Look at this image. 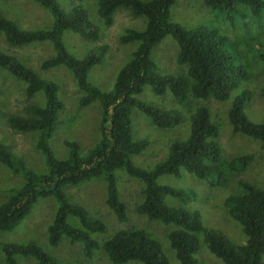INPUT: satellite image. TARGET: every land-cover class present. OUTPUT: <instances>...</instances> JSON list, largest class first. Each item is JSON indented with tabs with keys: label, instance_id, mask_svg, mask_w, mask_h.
I'll use <instances>...</instances> for the list:
<instances>
[{
	"label": "trees",
	"instance_id": "obj_1",
	"mask_svg": "<svg viewBox=\"0 0 264 264\" xmlns=\"http://www.w3.org/2000/svg\"><path fill=\"white\" fill-rule=\"evenodd\" d=\"M48 9L53 24L47 30H22L4 17L0 11V33L12 46H27L50 42L53 55L40 64L44 71L63 67L67 69L83 93L79 99L82 107L98 103L100 107L99 138L83 153L79 143L64 141L68 154L64 159L55 157L49 140L55 131L59 113L64 103L59 97V85L41 78L16 56L0 51V68L25 83V94L31 98L43 94L44 105L28 104L25 115L11 114L6 121L17 133H36L35 148L44 157L46 171L38 173L26 166L0 142V163L13 173L22 176L24 182L10 191L0 205V232L11 231L30 215L41 199L53 198L56 210L47 227L48 245L57 247L63 240L82 244L83 255L90 258L95 251L105 253L112 264L137 262L141 264H196L195 254L200 238L208 251L223 264H264V188L246 181L238 183L240 192L228 195L223 204L230 217L236 221L246 240L234 244L223 232L203 225L201 213L185 207H171L166 198L181 202L196 200L191 190L161 185L162 175L180 177L183 172L204 180L209 187H222L233 173H240L253 162L254 155L246 154L223 159L218 142L219 129L211 121L207 106L200 105L189 116V133L185 139L174 140L163 161L150 170L133 164L131 157L142 154L148 147L146 139H134L131 114L137 108L160 129H172L180 125L183 116L179 111L166 110L142 102L137 96L145 86H150L158 96L170 92L178 105L189 98L224 102L249 78L247 67L237 63L224 47V39L215 30L201 25L185 29L170 19V9L177 0H98L97 15L104 27L113 24L118 10H127L133 17H142L144 27L127 29L119 40L122 44H135L128 62L118 71L113 86L104 91L89 81V72L104 59L107 47L89 49L82 58L71 55L65 48L63 34L71 32L87 42L100 39L101 28L94 23L82 6L70 10L60 7L57 0H34ZM211 9L241 14L247 29L246 12L259 24L264 20V0H204ZM239 6H243V13ZM167 35L176 41V63L186 66L181 75H161L152 59V51ZM258 41L252 37L249 44ZM260 49V48H259ZM257 50V58L264 68V52ZM264 99V85L258 86ZM251 92L242 89L235 95L228 110L232 132L257 140L264 148V124L250 121L244 112L251 100ZM1 112V110H0ZM123 170L143 184L142 200L136 212L149 221L159 222L171 229L166 234L175 263L163 252L160 242L141 228L116 231L100 243L96 234L107 232L106 223L93 216L80 204L70 200L65 189L78 186L92 179L106 182V206L120 223L128 219L127 207L120 199L115 171ZM0 251L5 264H19L17 257L32 258L38 264H70L46 252L37 243L3 242ZM82 264V263H77Z\"/></svg>",
	"mask_w": 264,
	"mask_h": 264
},
{
	"label": "rangeland",
	"instance_id": "obj_2",
	"mask_svg": "<svg viewBox=\"0 0 264 264\" xmlns=\"http://www.w3.org/2000/svg\"><path fill=\"white\" fill-rule=\"evenodd\" d=\"M61 8L70 10L74 6L84 7L90 19L100 26V39L97 42H87L80 36L65 32L63 42L66 50L77 58H82L92 47H107L106 54L100 65L89 72V81L104 91H109L118 71L128 62L135 44H122L119 40L127 29H142L144 19L133 17L127 10H118L110 27H104L97 15L98 0H57ZM243 13V6H239ZM247 29H244L241 14H231L211 9L204 0H177L171 7V21L185 29H193L204 25L215 30L224 39L225 49L237 63L247 67L249 78L242 82L240 88L233 92L228 100L218 102L212 99L195 100L189 98L184 105H178L170 92L163 96L156 95L150 86H145L137 99L166 110H176L182 114L183 121L172 129H160L137 108L132 110L131 119L134 139H146L148 147L140 155L130 159L134 165L150 170L164 160L169 145L174 140H182L189 133V116L191 111L200 105L208 107L211 121L219 129L218 142L222 148L223 159L234 156L253 154L254 160L247 169L233 173L228 183L222 187H209L204 180L183 172L180 177L162 175L157 179L161 185L193 191L197 199L181 202L178 199L166 198L171 207H185L198 210L201 213L205 227L223 232L234 244H243L246 240L240 225L234 221L224 207L228 195L240 192L238 183L246 181L264 188V148L257 140L234 134L228 120V110L233 98L243 89L251 92V100L245 105L244 112L254 123L264 124V99L258 93V86L264 85V68L257 58L258 49L264 52V20L259 24L256 19L244 9ZM0 11L4 17L14 22L22 30H47L53 24L50 11L34 0H0ZM264 15V13H263ZM252 37L258 41L249 44ZM0 51L16 56L24 65L30 67L41 78L52 80L59 85V97L64 103V109L59 113L55 131L49 140L50 147L58 159L67 157L68 151L64 141L79 143L81 151L87 152L99 138L100 107L98 103L86 107L79 105L82 92L77 88L71 73L63 68L44 71L40 68L43 60L53 55L50 42L34 43L27 46H12L0 33ZM178 46L171 35H167L152 51V59L157 72L161 75H181L186 73V66L176 63ZM25 83L17 80L7 71L0 68V142L5 144L15 155L24 160L27 167L35 172L46 171L44 157L35 148L36 133H17L9 128L7 117L11 114L25 115L28 104L44 105L42 93L29 98L25 94ZM120 199L127 207L128 219L120 223L113 212L106 206V182L103 178L92 179L78 186L65 189L71 201L82 205L90 216L103 220L107 225L105 234H96L100 243L110 238L116 231L126 228H141L157 239L171 263H175L174 252L166 239L170 226L149 221L136 212V206L142 200L143 184L127 175L123 170L115 171ZM24 180L21 175L13 173L0 163V205L10 195V191L18 189ZM56 210L53 198L41 199L16 228L0 232V243H27L33 241L62 263L70 264H112L105 253L95 251L90 258L83 255L82 244L63 240L57 247L48 245L47 227L51 223ZM196 264H223L213 256L200 238V246L195 254ZM19 264H38L32 258L17 257ZM0 264H5L0 251ZM126 264H141L129 262Z\"/></svg>",
	"mask_w": 264,
	"mask_h": 264
}]
</instances>
